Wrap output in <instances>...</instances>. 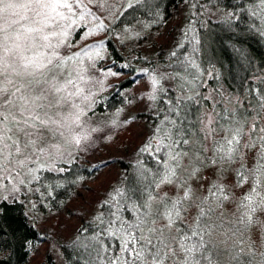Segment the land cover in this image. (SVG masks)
Masks as SVG:
<instances>
[{"label": "snow or ice", "instance_id": "snow-or-ice-1", "mask_svg": "<svg viewBox=\"0 0 264 264\" xmlns=\"http://www.w3.org/2000/svg\"><path fill=\"white\" fill-rule=\"evenodd\" d=\"M142 2L127 0V8ZM94 3L0 0V187L11 184L13 199L36 173L74 160L71 149L89 138L81 134L92 97L85 60L95 45L62 50L75 46L69 36ZM161 79L151 77L150 100L164 91ZM193 99L166 101V114L137 150L157 167L137 165L132 180L126 176L98 203L108 211L93 216L96 232L77 233L74 243L93 254L87 264H264V93L250 108L213 104L198 120L181 118Z\"/></svg>", "mask_w": 264, "mask_h": 264}, {"label": "trees", "instance_id": "trees-1", "mask_svg": "<svg viewBox=\"0 0 264 264\" xmlns=\"http://www.w3.org/2000/svg\"><path fill=\"white\" fill-rule=\"evenodd\" d=\"M183 2L188 3L197 14L187 17L178 40L156 56L138 55L133 62L127 63L118 51L115 39L109 36L102 39L103 49L109 60H112L109 67H103V72L107 73V69L111 68L120 73L118 76L125 78L116 83L110 81L101 85L102 90L99 91L102 93L95 104L96 111L103 112L122 106L125 103L124 91L135 83L148 76L162 77L160 86L164 91L157 89V99L152 100L153 112L146 114L150 136L153 128L166 114L170 106L166 101L169 99L174 103L177 98L193 96L192 101L186 102L187 107L181 111L180 116L183 118L187 115L188 120L195 121L211 112L213 104H216V110L225 107L232 109L239 107L237 101H242L245 107L250 108L251 103H255L264 93V4L260 0H143L133 8L125 6L117 12L111 27L120 31L138 29L135 36L156 31L166 25L173 7ZM206 10L213 11L218 17H208L205 15ZM172 52L176 55L172 56ZM144 64L146 67L141 68ZM181 85L184 86L183 91ZM229 98L231 104L228 103ZM184 126L189 125L185 122ZM137 165L153 170L157 167L153 157L136 151L133 160L120 161L123 174L115 186L121 185L126 176L132 180ZM66 168L63 173L45 171L38 175L34 187H42L43 194L41 197L33 194L37 206H61L73 188L94 175L99 167L72 162ZM107 211V206L99 208L96 215ZM124 215L130 216L131 213L126 212ZM81 229H87L85 236L94 234L97 221L92 218L82 222L74 238L60 246L62 264H87L93 258L90 249L74 243ZM44 240L29 222L24 202L0 201V264H26L31 247ZM39 264L55 263L46 257Z\"/></svg>", "mask_w": 264, "mask_h": 264}, {"label": "rangeland", "instance_id": "rangeland-1", "mask_svg": "<svg viewBox=\"0 0 264 264\" xmlns=\"http://www.w3.org/2000/svg\"><path fill=\"white\" fill-rule=\"evenodd\" d=\"M85 2L87 3V0ZM100 4H103V7L99 6ZM125 6L127 0H99V3L88 5L92 15L80 21L78 27L74 26L69 40L75 41V46L62 51L70 55L86 45H95L93 49L88 50L93 58L92 61L85 60L88 74L92 77L86 87L90 89L92 97L90 101L84 102L87 115L83 117L84 127L81 134L89 138L79 149L75 147L71 149L76 157L74 160L58 162L50 170L40 171L36 175L45 171L57 172V168L67 167L72 162L86 166L98 165L97 172L77 184L68 199L55 208L46 207L44 204L37 206L36 198H32L33 194L35 197H41L43 194L42 187H34L37 179L26 187L22 186L20 192L14 194V199L13 194L10 193L11 184L6 188L0 187V201L24 202L29 222L45 238L43 242L31 247L26 264H39L46 257H50L55 264H62L60 246L74 238L82 222L92 219L98 213V203L104 200L106 192L122 177L120 161L133 160L137 148L149 136L150 128L146 122V114L153 112V102L148 98V94L152 91L150 83L152 76L124 91L125 103L122 106L103 112L95 110V104L102 93L99 90H102L104 82L116 83L125 78L103 72V67H109L112 60H109L106 50L103 49V45L101 46L102 39L108 36L115 39L118 51L127 63H131L138 55L156 56L162 50L169 48L178 40L187 17L197 14L192 11L188 3H179L173 7L170 19L163 28L135 36L139 32L138 29L120 31L111 27L114 15ZM206 13L208 17H218L211 10L209 12L206 10ZM101 23L103 29H97L96 25ZM89 30H94V35L88 36ZM82 35L86 38L82 39ZM93 63L95 67L91 66ZM140 67H146V64ZM164 81L167 83V80ZM93 128L97 130L92 131Z\"/></svg>", "mask_w": 264, "mask_h": 264}]
</instances>
